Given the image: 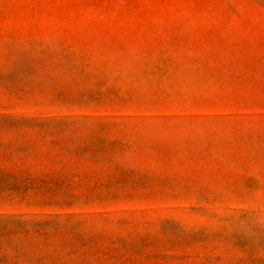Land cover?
Here are the masks:
<instances>
[{
  "label": "rangeland",
  "instance_id": "obj_1",
  "mask_svg": "<svg viewBox=\"0 0 264 264\" xmlns=\"http://www.w3.org/2000/svg\"><path fill=\"white\" fill-rule=\"evenodd\" d=\"M0 264H264V0H0Z\"/></svg>",
  "mask_w": 264,
  "mask_h": 264
}]
</instances>
